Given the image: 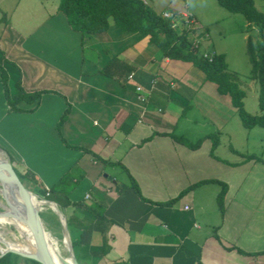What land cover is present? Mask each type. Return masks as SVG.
I'll return each mask as SVG.
<instances>
[{"label":"crops","instance_id":"1","mask_svg":"<svg viewBox=\"0 0 264 264\" xmlns=\"http://www.w3.org/2000/svg\"><path fill=\"white\" fill-rule=\"evenodd\" d=\"M177 1L164 11L187 14L203 29ZM40 13L26 31L11 18L0 30L10 92L18 83L27 93L44 92L35 112L9 113L0 81V149L40 190L70 174L75 186L63 214L77 263L264 264L263 162L232 166L238 163L210 157L208 139L192 151L164 135L182 136L195 123L187 108L204 86L201 72L163 59L139 34L111 25L82 37L61 12ZM205 180L225 184L222 213L217 184L175 200Z\"/></svg>","mask_w":264,"mask_h":264},{"label":"trees","instance_id":"2","mask_svg":"<svg viewBox=\"0 0 264 264\" xmlns=\"http://www.w3.org/2000/svg\"><path fill=\"white\" fill-rule=\"evenodd\" d=\"M217 4L228 13L241 15L252 29H256V35L247 36L245 51L250 64L249 79L254 82L257 88L258 115H250L245 111L243 100L246 98V92L237 83V77L228 72L224 55H210L207 52L204 53L206 54V57H204V54L198 49V45L195 46L194 31H177L173 29L170 21L162 17L163 12L161 14L155 13L142 0H59L58 11L64 15L69 28L82 37L103 34L111 25L116 26L122 32L139 34L146 39L149 45L157 48L163 59L188 64L201 72L204 81L213 84L218 95L228 98L231 107L235 109L245 129L250 130L255 127L264 129V14L255 8L254 0H217ZM8 80L6 71L0 66V81L8 112H35L44 92L27 93L18 83L16 86L17 92L12 94L9 90ZM68 113L69 107L56 125L58 134ZM164 135L192 151L199 149L203 140L208 139L211 142L210 157L215 160L219 159L214 155V151L219 145L218 134L206 135L195 142L173 133ZM80 150L92 154L94 159L107 164L92 152L84 149ZM245 160L246 162L232 164V166L242 165L251 160L262 162L254 155L246 156ZM10 161L15 165L11 157ZM129 180L130 188L135 191L141 200H144L140 195L137 184L132 178H129ZM207 183L221 186L216 197V203L222 213L226 186L216 180H205L194 184L183 190L175 200L181 198L189 190ZM74 186L75 184L71 181L68 173L60 178L48 191L38 189L41 195L58 204L63 210L71 205L68 196ZM170 203L171 201L168 202V204ZM40 216L55 233L59 231V224L53 216L49 214ZM99 216L102 217V211L98 213ZM0 264L39 263L9 253L0 258Z\"/></svg>","mask_w":264,"mask_h":264},{"label":"rangeland","instance_id":"3","mask_svg":"<svg viewBox=\"0 0 264 264\" xmlns=\"http://www.w3.org/2000/svg\"><path fill=\"white\" fill-rule=\"evenodd\" d=\"M146 1L150 2L149 7L157 14L166 10L172 2V0ZM177 2L181 4V0ZM183 2L196 14L200 26L203 27V29L198 27L194 22L190 25L195 33L198 49L203 54L214 50L216 54L224 55L228 72L237 77V83L246 92V98L243 100L245 111L250 115H258L257 88L249 79L250 64L245 51L246 38L248 35H256V29H252L241 15L231 14L222 9L217 0ZM58 6L59 0H0V30H3L11 18V23L16 29L26 31L31 23L42 15L40 12L43 7L47 12H53L58 11ZM254 6L264 14V0H254ZM209 37L210 43H205ZM192 70L198 76L202 74L195 68ZM187 111V119L195 123H191V129L187 130L186 134L182 135L179 132L177 134L192 142L209 134H218L219 145L214 151L215 156L230 163L241 164L246 162V156L254 155L264 165V129L258 127L245 129L228 98L218 95L213 84L204 82L202 89L196 91L188 102ZM46 214L48 213L45 210L41 211V215ZM42 222L46 232L60 243L63 239L60 229L55 233L44 219ZM0 232L11 242L14 241L12 235L17 236L16 231L8 225H0Z\"/></svg>","mask_w":264,"mask_h":264},{"label":"water","instance_id":"4","mask_svg":"<svg viewBox=\"0 0 264 264\" xmlns=\"http://www.w3.org/2000/svg\"><path fill=\"white\" fill-rule=\"evenodd\" d=\"M58 222L61 237L66 239L67 252L60 256L63 264H78L74 257V240L60 206L49 201L40 194L36 180L28 170L13 165L9 155L0 149V215L21 220L32 238L35 252L23 253L5 249L0 258L6 254H14L21 258L33 260L39 264H53L46 240V232L41 219L39 204Z\"/></svg>","mask_w":264,"mask_h":264},{"label":"bare ground","instance_id":"5","mask_svg":"<svg viewBox=\"0 0 264 264\" xmlns=\"http://www.w3.org/2000/svg\"><path fill=\"white\" fill-rule=\"evenodd\" d=\"M38 207L40 208V212L44 210V205L42 203H40ZM0 225L11 226L17 234V236L12 235L14 241L11 242L10 240L5 239L4 235L0 232V252H3L5 249L23 253L35 252L30 232L21 220L9 217V215H0ZM45 236L49 245L48 249L50 250V257L53 264H63L60 260V256H64L67 252L68 242L63 238L60 243H58L50 234H46Z\"/></svg>","mask_w":264,"mask_h":264},{"label":"built area","instance_id":"6","mask_svg":"<svg viewBox=\"0 0 264 264\" xmlns=\"http://www.w3.org/2000/svg\"><path fill=\"white\" fill-rule=\"evenodd\" d=\"M162 17L164 19H167L170 21L172 28L177 31H183L187 30L189 32H192L193 28L190 26L195 21L191 19V17L187 14H177L172 11H165L162 13ZM191 19V20H190ZM195 25V24H194ZM197 45L196 38H195V46ZM204 57H206V54H204ZM136 92H140V89L137 88ZM142 100V99H141Z\"/></svg>","mask_w":264,"mask_h":264}]
</instances>
